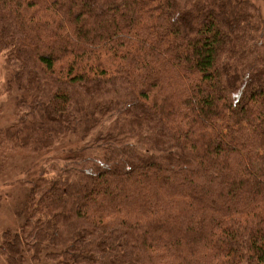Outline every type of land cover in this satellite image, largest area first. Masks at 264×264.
<instances>
[{"label":"trees","instance_id":"1","mask_svg":"<svg viewBox=\"0 0 264 264\" xmlns=\"http://www.w3.org/2000/svg\"><path fill=\"white\" fill-rule=\"evenodd\" d=\"M0 54V172L42 162L5 264H264L252 0H0Z\"/></svg>","mask_w":264,"mask_h":264},{"label":"rangeland","instance_id":"2","mask_svg":"<svg viewBox=\"0 0 264 264\" xmlns=\"http://www.w3.org/2000/svg\"><path fill=\"white\" fill-rule=\"evenodd\" d=\"M252 1L258 6L264 17V0ZM10 78L11 71L5 65V56L0 54V91H3ZM15 92L16 89L11 96L3 92L0 95V129L9 125L13 120ZM20 164L25 168L18 171L17 163L14 161L6 170L0 172V236L9 228H17L18 224L23 221L20 207H23V200L28 191V188L26 189L27 181L35 176L34 173L39 175L42 167L40 160H22ZM25 170H31L30 175ZM0 264H5L1 257Z\"/></svg>","mask_w":264,"mask_h":264}]
</instances>
